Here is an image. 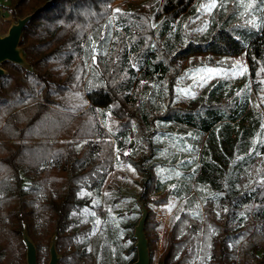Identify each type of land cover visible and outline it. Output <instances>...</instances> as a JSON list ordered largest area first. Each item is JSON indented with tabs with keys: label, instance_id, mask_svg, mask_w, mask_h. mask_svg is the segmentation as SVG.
<instances>
[{
	"label": "trees",
	"instance_id": "obj_1",
	"mask_svg": "<svg viewBox=\"0 0 264 264\" xmlns=\"http://www.w3.org/2000/svg\"><path fill=\"white\" fill-rule=\"evenodd\" d=\"M116 1L3 5L13 21L35 14L20 42L30 68L6 62L0 77V264H26L24 226L38 264L49 263L54 235L59 264H101L90 240L105 215L102 190L127 164L140 177L138 219L137 197L148 210L151 264L153 206L172 198L179 207L159 264H264V3L244 0L254 5L245 13L236 0H217L205 21L209 0ZM115 9L122 15L106 28ZM219 34L245 47L246 77L197 95L182 81L181 56ZM92 40L107 53L97 65ZM253 92L262 110L251 107ZM93 93L107 95L104 109L89 102ZM124 214L111 216L133 264L138 220Z\"/></svg>",
	"mask_w": 264,
	"mask_h": 264
},
{
	"label": "rangeland",
	"instance_id": "obj_2",
	"mask_svg": "<svg viewBox=\"0 0 264 264\" xmlns=\"http://www.w3.org/2000/svg\"><path fill=\"white\" fill-rule=\"evenodd\" d=\"M140 1L141 0H117L113 5H124ZM7 3L8 0H0V23L5 21L15 22L12 20V16L3 8V5ZM210 13L211 12L207 10L204 11L201 19H205L206 21ZM219 40H221L220 46L216 44V47H209L207 49L193 48L189 53L181 56L182 81L184 80L188 83L192 81L190 82V86H192L193 91L201 92L205 85L215 78H224L231 82H235L244 80V77H246L245 74L248 69V62L245 47L233 43L234 41L226 34L220 36L218 38V41ZM208 55H212L213 58ZM203 58L204 60L202 61ZM190 59L193 60L192 62L194 64L191 65V69L189 73H187L185 72V68L190 65ZM238 62L240 68H237ZM199 63L201 65H199ZM209 69H212L213 72L209 73ZM88 100L92 105L102 109H104L108 103L107 95L101 93L88 95ZM251 107L262 110V107L258 103L257 95L254 92L251 97ZM133 169L134 168L128 164L115 167L103 187L102 200L105 207V215L102 220L101 228L90 240L95 259L101 264H116V262L126 264L127 260L123 255L124 245L121 240L123 234H121L120 229L116 225L117 218L111 216V213L122 215L124 212V216L129 220L134 222L138 220V208L134 205V201L135 196L139 192L137 182L140 177ZM178 207L179 203L174 198L170 199L168 203L153 206V220L157 224L155 225L157 236L153 264H159V259L164 251L170 230L171 217ZM128 212H131L130 215ZM81 218L80 215L74 216V220L76 221L74 228H78ZM122 223L123 222L120 223V226Z\"/></svg>",
	"mask_w": 264,
	"mask_h": 264
},
{
	"label": "water",
	"instance_id": "obj_3",
	"mask_svg": "<svg viewBox=\"0 0 264 264\" xmlns=\"http://www.w3.org/2000/svg\"><path fill=\"white\" fill-rule=\"evenodd\" d=\"M34 14L35 12L22 18L18 17L15 22L11 23L5 34H0V77L8 74L7 70L2 66L6 62L19 65L27 70L30 68L22 48L20 47V42L23 31ZM137 203L140 207L141 214L133 232V237L135 239L134 246L137 252V257L133 264H151L149 241L145 231L148 210L142 204L140 197H137ZM22 238L26 248V264H38L37 247L29 237L26 226H24ZM49 253L50 260L48 264H59L61 256L57 250L56 235L51 239Z\"/></svg>",
	"mask_w": 264,
	"mask_h": 264
},
{
	"label": "snow or ice",
	"instance_id": "obj_4",
	"mask_svg": "<svg viewBox=\"0 0 264 264\" xmlns=\"http://www.w3.org/2000/svg\"><path fill=\"white\" fill-rule=\"evenodd\" d=\"M238 5L244 9V12H250L253 8L254 5L252 3H245L244 0H236ZM262 3H264V0H261ZM218 7L217 5V0H209V3L202 5V8L207 9L208 12H211L213 9H216ZM244 14V13H242ZM119 15H122L119 9L113 10V16L112 18L108 21V24L106 25V28L112 29L115 27V21L119 18ZM254 21H249V23H253ZM155 27V25H153ZM108 37L104 34H101L99 36V40L103 42H107ZM103 49V44H97L96 40L91 41V52H90V57H91V62L92 65H97L98 64V56L100 55H106V52L99 51L97 49ZM87 64V61L85 62ZM135 67V65H133ZM237 68H240L239 62L237 63ZM209 73L213 72L212 69L208 70ZM143 83V82H142ZM183 91V90H182ZM125 155H128V153H124ZM257 155H260V153H257ZM134 171V169H133ZM174 187V186H173ZM179 219V217H177ZM99 223V221H97Z\"/></svg>",
	"mask_w": 264,
	"mask_h": 264
},
{
	"label": "crops",
	"instance_id": "obj_5",
	"mask_svg": "<svg viewBox=\"0 0 264 264\" xmlns=\"http://www.w3.org/2000/svg\"><path fill=\"white\" fill-rule=\"evenodd\" d=\"M204 26V25H203ZM202 31V26L198 29V33H200ZM222 35H224V34H219L217 37H216V39H215V41H214V43L210 46V47H216L215 45L217 44V45H219L220 46V41L221 40H219L218 41V38L220 37V36H222ZM233 43H235V42H233ZM209 57H212L213 58V56L212 55H208ZM207 56V57H208ZM208 57V58H209ZM188 58H190V57H188ZM221 59V58H220ZM191 60V61H190ZM189 60V66H187L185 69H186V71L185 72H187V73H189V71H190V69H191V65L192 64H194L192 61V59H190ZM204 60V58L202 59V61ZM199 65H201L200 63H199ZM219 79H224V78H215L214 80H212V81H210L208 84H206L205 85V87L201 90V92H196V91H194V92H196V94L197 95H200V94H202L203 92H204V90H205V88H206V86H208V85H210L211 83H213L214 81H217V80H219ZM226 80H228V79H226ZM184 81V80H183ZM190 82H192V81H190ZM188 83L187 81H184V83L185 84H187V85H191V83ZM181 99H185V96L183 95V96H181ZM205 138H206V135L203 137V141L205 140ZM201 146H202V143H201Z\"/></svg>",
	"mask_w": 264,
	"mask_h": 264
}]
</instances>
